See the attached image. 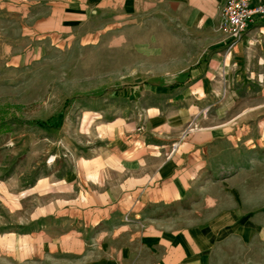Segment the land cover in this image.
I'll return each instance as SVG.
<instances>
[{
    "label": "rangeland",
    "instance_id": "1",
    "mask_svg": "<svg viewBox=\"0 0 264 264\" xmlns=\"http://www.w3.org/2000/svg\"><path fill=\"white\" fill-rule=\"evenodd\" d=\"M66 7L67 0H0L1 240L41 227L49 202L69 194L64 180L104 148L111 130L141 131L152 112L193 106L199 111L165 156L184 138L219 133L206 153L207 177L190 183L189 200L194 214L210 218L216 209L202 208L214 202L226 221L238 211L242 228L215 243L212 264H264V235L247 225L264 229V94L244 85L247 63L232 61L229 86L223 68L212 75L216 97L183 98L207 65L174 67V46H166L169 58L140 48L148 27Z\"/></svg>",
    "mask_w": 264,
    "mask_h": 264
},
{
    "label": "crops",
    "instance_id": "2",
    "mask_svg": "<svg viewBox=\"0 0 264 264\" xmlns=\"http://www.w3.org/2000/svg\"><path fill=\"white\" fill-rule=\"evenodd\" d=\"M223 4L224 0H67L66 10L84 15L91 10L113 23H139L148 27L143 31L148 40L140 44L146 54L169 58L163 56L166 46H174V67L207 65L209 72L183 91V98L216 97L220 89L212 75L223 68L229 86L233 60L247 63L244 85L264 94V18L227 50L218 30ZM198 111L192 106L166 116L152 112L141 131L111 130L104 148L64 180L69 190L62 191L69 194L49 202L41 227L26 235L9 233L5 241L0 237V264H22L27 258L29 264H212L215 243L226 239L235 226L242 231L235 220L238 211L226 221L214 202L202 208L216 209L210 218L204 212L194 214L199 208L189 200L190 183L207 177L206 153L219 133L184 138L176 153L165 156L170 142L181 138L184 122ZM249 223L261 239L264 229L255 221Z\"/></svg>",
    "mask_w": 264,
    "mask_h": 264
},
{
    "label": "built area",
    "instance_id": "3",
    "mask_svg": "<svg viewBox=\"0 0 264 264\" xmlns=\"http://www.w3.org/2000/svg\"><path fill=\"white\" fill-rule=\"evenodd\" d=\"M222 6L218 30L228 43V50L252 24L264 18V0H224Z\"/></svg>",
    "mask_w": 264,
    "mask_h": 264
}]
</instances>
